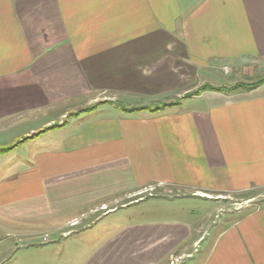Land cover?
I'll return each instance as SVG.
<instances>
[{
    "label": "crops",
    "instance_id": "1",
    "mask_svg": "<svg viewBox=\"0 0 264 264\" xmlns=\"http://www.w3.org/2000/svg\"><path fill=\"white\" fill-rule=\"evenodd\" d=\"M225 66L264 73V0H0V148L126 101L0 149V237L45 218L71 264H264V202L213 229L184 204L264 190V84L128 110Z\"/></svg>",
    "mask_w": 264,
    "mask_h": 264
},
{
    "label": "rangeland",
    "instance_id": "2",
    "mask_svg": "<svg viewBox=\"0 0 264 264\" xmlns=\"http://www.w3.org/2000/svg\"><path fill=\"white\" fill-rule=\"evenodd\" d=\"M249 71L250 70L247 69L237 71L236 69H233V67L225 66L221 68V70L211 71L208 72L206 76H202V78L199 79V82L192 89H190V91L183 95L181 94L180 96H170L169 98L159 97L152 100L142 101L139 104L137 102L135 103V105L138 104V106L131 107L128 110H143L142 108H145L153 111L164 109L166 107H172L177 105L183 97L200 94L205 90H218L223 91L225 93H232L239 90H250L256 88L257 86H259V84L264 81V73L256 71L255 74L252 75L249 73ZM105 102L114 103L123 107V103L126 101L119 100L118 97L110 95L109 99L106 100L101 99L98 101H94L90 104L78 105L77 107L62 109V112H65L64 117H61V119L58 117V119H56L51 124L43 126V128L40 127V129L36 130L35 133H31L30 135L24 137L21 136L22 139H15L13 145L15 146L23 140L38 136L45 130L59 126L60 120L66 122V120L71 118L72 116L78 115L80 112H84L85 110L90 109L89 107H94L98 104H102ZM64 122L62 124H64ZM13 145H5L0 149L7 150ZM0 177H3V173H0ZM248 195H256V198L245 199V197ZM223 196L227 198L209 200L189 199V202L185 201L184 204L188 205L190 203L191 205L195 206L205 205L208 208V211L213 213L209 226V228L213 229L215 226L223 224L224 219L226 217H231L235 212L256 207L264 202V190H251L245 193H232ZM169 201V199H157L155 202L149 201L148 204H145L142 207L156 205L159 208L169 209ZM213 221L216 222V225L212 224ZM49 222H51V225L49 224ZM67 222L68 224L65 227H62V231L67 232L71 230V228L73 229L72 225H75L77 223V221ZM36 223L41 226H37V224H35L36 234L34 233L33 237H29L32 235L27 236L26 234L21 232L15 235L9 234L8 236L7 234L3 236V234L0 237V264H71L69 261H65L64 252L57 251L58 246L56 243L58 240H55L52 243L50 242L53 239H59V236L62 232L60 231L59 234L55 233L54 229H52L54 225L49 219L42 218L40 220H37ZM42 223L46 224L45 230H42ZM17 224H19V222ZM85 224L86 222H82V224H79V226H77V229ZM37 227H40V229ZM8 238H12V241H14V243L16 242V246H14V248L11 247V244H7L5 242ZM76 238V236L73 237V239L77 240ZM73 242L74 241L72 240V243ZM31 243L36 244V246L32 245ZM23 245L26 246L24 247ZM86 249V243L78 242L75 244L74 251L67 254H69L71 258L76 255L78 259V264H81L82 259H84L87 255ZM66 260H69V258H66Z\"/></svg>",
    "mask_w": 264,
    "mask_h": 264
},
{
    "label": "trees",
    "instance_id": "3",
    "mask_svg": "<svg viewBox=\"0 0 264 264\" xmlns=\"http://www.w3.org/2000/svg\"><path fill=\"white\" fill-rule=\"evenodd\" d=\"M262 84H264V81L259 85H262ZM142 109H145V108H142ZM133 110H136V109H131V111H133ZM153 111H155V110H153Z\"/></svg>",
    "mask_w": 264,
    "mask_h": 264
}]
</instances>
